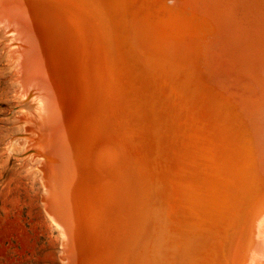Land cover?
Here are the masks:
<instances>
[{
    "label": "bare ground",
    "instance_id": "bare-ground-1",
    "mask_svg": "<svg viewBox=\"0 0 264 264\" xmlns=\"http://www.w3.org/2000/svg\"><path fill=\"white\" fill-rule=\"evenodd\" d=\"M0 35L66 264H263L264 0H0Z\"/></svg>",
    "mask_w": 264,
    "mask_h": 264
},
{
    "label": "rangeland",
    "instance_id": "rangeland-1",
    "mask_svg": "<svg viewBox=\"0 0 264 264\" xmlns=\"http://www.w3.org/2000/svg\"><path fill=\"white\" fill-rule=\"evenodd\" d=\"M3 44L4 38L0 50ZM0 54V264H66L63 234L43 201L41 158L27 147L28 131L19 122L34 105L27 108L28 99L15 95L13 66Z\"/></svg>",
    "mask_w": 264,
    "mask_h": 264
},
{
    "label": "water",
    "instance_id": "water-1",
    "mask_svg": "<svg viewBox=\"0 0 264 264\" xmlns=\"http://www.w3.org/2000/svg\"><path fill=\"white\" fill-rule=\"evenodd\" d=\"M51 192V191H50ZM49 200H50V203L52 204V206L55 204V201H54V196L53 194L50 193V196H49Z\"/></svg>",
    "mask_w": 264,
    "mask_h": 264
}]
</instances>
